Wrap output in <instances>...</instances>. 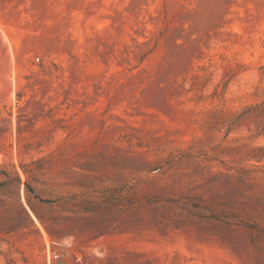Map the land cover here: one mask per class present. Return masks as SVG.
I'll return each instance as SVG.
<instances>
[{
  "label": "rangeland",
  "instance_id": "rangeland-1",
  "mask_svg": "<svg viewBox=\"0 0 264 264\" xmlns=\"http://www.w3.org/2000/svg\"><path fill=\"white\" fill-rule=\"evenodd\" d=\"M261 146L264 0H0V264H264Z\"/></svg>",
  "mask_w": 264,
  "mask_h": 264
},
{
  "label": "trees",
  "instance_id": "trees-1",
  "mask_svg": "<svg viewBox=\"0 0 264 264\" xmlns=\"http://www.w3.org/2000/svg\"><path fill=\"white\" fill-rule=\"evenodd\" d=\"M257 151H259L260 153L254 155V156L259 158V159H263L264 158V146L258 147ZM17 181H19V183L21 182V177L19 175H17ZM9 183H10V180L7 179L5 181H2L0 183V185H6V184H9Z\"/></svg>",
  "mask_w": 264,
  "mask_h": 264
},
{
  "label": "built area",
  "instance_id": "built-area-1",
  "mask_svg": "<svg viewBox=\"0 0 264 264\" xmlns=\"http://www.w3.org/2000/svg\"><path fill=\"white\" fill-rule=\"evenodd\" d=\"M51 258L57 261V264H65L63 260L60 259V255L57 251H52Z\"/></svg>",
  "mask_w": 264,
  "mask_h": 264
}]
</instances>
